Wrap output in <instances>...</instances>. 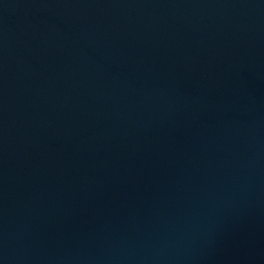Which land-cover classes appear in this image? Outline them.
I'll return each mask as SVG.
<instances>
[{
  "label": "water",
  "instance_id": "obj_1",
  "mask_svg": "<svg viewBox=\"0 0 264 264\" xmlns=\"http://www.w3.org/2000/svg\"><path fill=\"white\" fill-rule=\"evenodd\" d=\"M0 264H264V0H0Z\"/></svg>",
  "mask_w": 264,
  "mask_h": 264
}]
</instances>
